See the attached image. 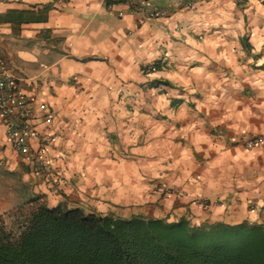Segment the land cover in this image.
<instances>
[{
	"label": "crops",
	"instance_id": "1",
	"mask_svg": "<svg viewBox=\"0 0 264 264\" xmlns=\"http://www.w3.org/2000/svg\"><path fill=\"white\" fill-rule=\"evenodd\" d=\"M0 54L55 110L60 178L12 146L0 115V213L41 193L124 217L264 222V144L244 147L264 134V0L151 19L127 2L0 0Z\"/></svg>",
	"mask_w": 264,
	"mask_h": 264
},
{
	"label": "trees",
	"instance_id": "2",
	"mask_svg": "<svg viewBox=\"0 0 264 264\" xmlns=\"http://www.w3.org/2000/svg\"><path fill=\"white\" fill-rule=\"evenodd\" d=\"M32 203L0 213V264H264V222L193 224Z\"/></svg>",
	"mask_w": 264,
	"mask_h": 264
},
{
	"label": "built area",
	"instance_id": "3",
	"mask_svg": "<svg viewBox=\"0 0 264 264\" xmlns=\"http://www.w3.org/2000/svg\"><path fill=\"white\" fill-rule=\"evenodd\" d=\"M107 7L118 2H127L132 11L143 13L145 18L168 17L177 6L192 9L197 0H167L159 6L153 0H104ZM0 115L5 119L8 137L12 146L23 157L33 163L38 171L45 175L56 176L54 183H60L58 167L47 150L55 139L52 128L55 110L46 100H36L24 93L19 85L18 77L9 69L0 54ZM45 123L40 129L38 122ZM264 144V134L249 135L244 140V147L251 149Z\"/></svg>",
	"mask_w": 264,
	"mask_h": 264
},
{
	"label": "rangeland",
	"instance_id": "4",
	"mask_svg": "<svg viewBox=\"0 0 264 264\" xmlns=\"http://www.w3.org/2000/svg\"><path fill=\"white\" fill-rule=\"evenodd\" d=\"M195 7H196V6H195ZM154 66H156V65H154ZM154 66H153V67H154ZM42 196H44V195L41 194V193H39L37 197H42ZM41 202H44V201H41ZM26 205L31 206V205H33V203H28V204H26ZM11 210H12V209H11ZM9 211H10V210H9Z\"/></svg>",
	"mask_w": 264,
	"mask_h": 264
}]
</instances>
